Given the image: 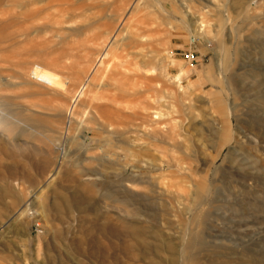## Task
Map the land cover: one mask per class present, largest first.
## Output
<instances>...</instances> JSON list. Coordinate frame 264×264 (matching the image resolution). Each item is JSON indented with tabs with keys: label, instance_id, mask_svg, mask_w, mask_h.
Segmentation results:
<instances>
[{
	"label": "rangeland",
	"instance_id": "rangeland-1",
	"mask_svg": "<svg viewBox=\"0 0 264 264\" xmlns=\"http://www.w3.org/2000/svg\"><path fill=\"white\" fill-rule=\"evenodd\" d=\"M158 42L140 82L159 93L112 103L94 73L73 104L105 52L126 45L117 71L134 76ZM0 115V264H170L98 249L117 199L179 247L195 234L176 264H264V0H0ZM58 196L82 205L56 212Z\"/></svg>",
	"mask_w": 264,
	"mask_h": 264
},
{
	"label": "bare ground",
	"instance_id": "bare-ground-1",
	"mask_svg": "<svg viewBox=\"0 0 264 264\" xmlns=\"http://www.w3.org/2000/svg\"><path fill=\"white\" fill-rule=\"evenodd\" d=\"M185 8H187V7H185ZM106 26L107 25H98L95 28V32L93 33L92 38L96 39ZM106 34H108V33H106ZM143 38L144 37L141 38L142 41H144ZM136 45H137V47H141V48L144 46L140 43H136ZM160 46H161V42H158V44H156V46H155L156 47V49H155L156 55L154 56L155 58H153V59H149L147 56L143 55L142 53H135L133 55L134 56L133 65H135V69L133 71L135 73L134 76H136V77L132 76L129 73L130 70H128V72H124V73L123 72L120 73L121 71L120 72L117 71L119 67H125L126 69H129V67L131 65L130 62L129 63H127V62L123 63L121 61L117 62V59H119L118 53L120 51H124V48H126V45L121 44V46H117L115 48V52H113V53L105 52L97 62L98 64L100 63V65L98 66V64L96 63L97 65L92 67V69L90 70L89 75L86 77V81L83 83L81 90L77 94L73 104L75 105V103L78 102V99L81 97V95L86 90L87 86L89 85L91 76L94 73H96V74L101 73L103 80L104 79H110L111 81H114L113 87H114L115 92H117V94H115L114 96L111 97L112 103L118 102V98L120 97L119 95L122 93L131 96L132 99L135 97H141L142 95L145 94V91L150 90V89L148 90L150 83L154 84V85H152L154 92L159 93L160 90H162V85H161V83H159V80L157 77H155L154 79H151L149 84L148 83L144 84V83L140 82V80L146 78L143 76L141 71H143V70L146 71V69L149 66H152L153 67L152 69H154V68H156L162 64V61L160 60V53H161ZM106 58H108V60L105 61ZM97 67H98V69H97ZM100 67H102L103 70H99ZM85 72L86 71L83 70V73H85ZM118 77H120V78H118ZM134 78H136V79H134ZM96 79H98V78H96ZM55 84L56 83L52 82V86ZM93 84H96V83H93ZM128 102L130 103V100H128ZM158 115L159 114L156 113V116H157L156 119H160L159 118L160 116H158ZM0 116H2V115H0ZM158 124H159V122H158ZM224 135H225V137L228 136L229 141L231 140L227 133ZM185 165L187 168H182V170L185 172H189V173L192 172L191 167H193V165H194L193 162L192 163H186ZM130 181H131L130 179H122V184L126 183V182H130ZM193 196H194V198L192 200L188 201L189 205L191 206V208L189 210L192 211L194 221H197L198 220L197 218L199 217V213H200L202 207L204 205H206V203L203 200V198H201L197 193H193ZM76 199H78V198H76ZM182 200H184V198ZM117 201H119L121 204H123L125 206V208L121 211L124 214V217H119L120 218L119 223H116V224L115 223H113V224L109 223V225H104V226L102 224V226L99 227V230H98L99 235L102 237H109L110 238L109 240L111 242L113 241L112 242L113 244L109 243V245H104V246H103V243L102 244L99 243V244H101L100 246H98L99 250H104L107 253L123 250V251H126L125 252V254H126L127 252H129V253L135 252L136 253V250L141 249L140 251L143 250L145 255L146 254L148 255L150 253H153V254L154 253H161L162 254V252H164L171 257L170 264H176L174 258L177 257L179 254H183V253L186 254L188 252V250L191 248L190 245L195 242V239H197L194 237L195 234L192 233L191 238L187 243V246L179 247L176 244H174L173 242H171L170 240H166V238H164L162 235L163 232L158 230V229H160L158 226L151 225V226H153V227H151L148 225L150 228H152V229L155 228L157 231L156 237L150 238L146 234V228L148 226L143 227L144 225L138 219V218H142L144 215L140 214V212L137 209L136 210L133 209V206L129 203V201L121 200V199H117ZM179 204L181 205L182 203L179 201ZM81 205H82L81 200H75L74 199L72 201H69L63 196H58V199L54 200L52 207L56 212H61L63 210H67V209H70L72 207L77 208ZM27 213H28V209H25L22 212L21 217H25L27 215ZM147 218L150 219V217H147ZM145 223H146V221H145ZM164 239H165V241H164ZM114 240L121 241V243L115 244ZM151 240H153V241L156 240V241H160V242L158 244H157V242H155L156 244H154L153 241H151ZM99 241H101V240H99ZM88 243H89V241H88ZM100 252H103V251H100ZM132 254H131V256H133ZM136 254H138V253H136ZM212 254H214V253L208 254V255L212 256V261L214 262V261H216V259L218 260V258H216V257H215L216 259H214V256H216V255H212ZM140 256L142 257V255H140ZM145 258H147V257H145ZM135 259H136V257H135ZM186 260L188 263L193 262V260L191 258H189V259L186 258ZM221 261H223V260L221 259ZM194 262H195V264L197 263L196 261H194ZM219 262H220V260H219ZM219 262H217V263H219ZM223 264H229V262L224 260Z\"/></svg>",
	"mask_w": 264,
	"mask_h": 264
}]
</instances>
